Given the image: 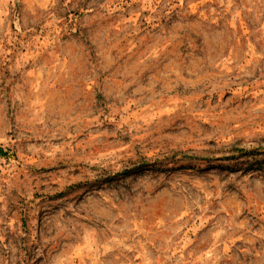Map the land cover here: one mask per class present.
I'll use <instances>...</instances> for the list:
<instances>
[{"label": "rangeland", "instance_id": "obj_1", "mask_svg": "<svg viewBox=\"0 0 264 264\" xmlns=\"http://www.w3.org/2000/svg\"><path fill=\"white\" fill-rule=\"evenodd\" d=\"M0 264H264V0H0Z\"/></svg>", "mask_w": 264, "mask_h": 264}]
</instances>
